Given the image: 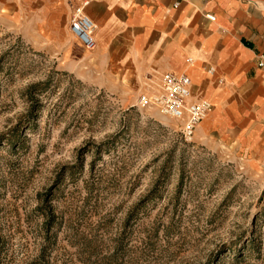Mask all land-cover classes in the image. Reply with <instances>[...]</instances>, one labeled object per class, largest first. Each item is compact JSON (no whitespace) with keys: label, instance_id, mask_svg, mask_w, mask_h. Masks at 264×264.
I'll return each instance as SVG.
<instances>
[{"label":"rangeland","instance_id":"374dc122","mask_svg":"<svg viewBox=\"0 0 264 264\" xmlns=\"http://www.w3.org/2000/svg\"><path fill=\"white\" fill-rule=\"evenodd\" d=\"M87 52L0 17V264H264V146L183 141L138 103L161 73L91 76Z\"/></svg>","mask_w":264,"mask_h":264},{"label":"crops","instance_id":"0c3cea01","mask_svg":"<svg viewBox=\"0 0 264 264\" xmlns=\"http://www.w3.org/2000/svg\"><path fill=\"white\" fill-rule=\"evenodd\" d=\"M76 8L94 25L91 76L185 74L214 107L204 122L239 126L248 149L264 146V0H0V17L38 44L62 45L74 40Z\"/></svg>","mask_w":264,"mask_h":264},{"label":"built area","instance_id":"2783aa9c","mask_svg":"<svg viewBox=\"0 0 264 264\" xmlns=\"http://www.w3.org/2000/svg\"><path fill=\"white\" fill-rule=\"evenodd\" d=\"M70 4L73 0H67ZM68 31L79 47L91 51L95 47L94 25L76 8L70 17ZM264 65V54L259 57L257 67ZM207 75L214 77L215 70L209 68ZM221 84L220 78L216 80ZM156 90L139 97V105L156 109L165 118L176 122L183 141L191 142L196 127L210 114L212 104L199 93H194L191 79L185 74L162 73Z\"/></svg>","mask_w":264,"mask_h":264},{"label":"bare ground","instance_id":"6f19581e","mask_svg":"<svg viewBox=\"0 0 264 264\" xmlns=\"http://www.w3.org/2000/svg\"><path fill=\"white\" fill-rule=\"evenodd\" d=\"M155 86H156V82H152V85L147 86L148 87L147 89L149 90L148 93H151L152 91H155L156 90ZM146 95H147V93H146ZM210 114H211V112H210ZM210 114L203 120V122L206 121L209 118Z\"/></svg>","mask_w":264,"mask_h":264}]
</instances>
